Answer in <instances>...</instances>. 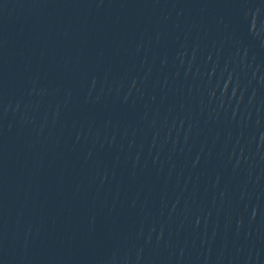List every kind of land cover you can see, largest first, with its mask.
I'll use <instances>...</instances> for the list:
<instances>
[{"label":"water","instance_id":"1","mask_svg":"<svg viewBox=\"0 0 264 264\" xmlns=\"http://www.w3.org/2000/svg\"><path fill=\"white\" fill-rule=\"evenodd\" d=\"M0 264H264V0H0Z\"/></svg>","mask_w":264,"mask_h":264}]
</instances>
